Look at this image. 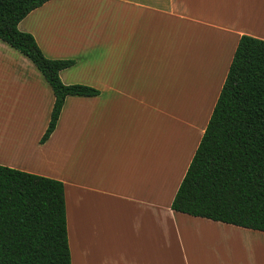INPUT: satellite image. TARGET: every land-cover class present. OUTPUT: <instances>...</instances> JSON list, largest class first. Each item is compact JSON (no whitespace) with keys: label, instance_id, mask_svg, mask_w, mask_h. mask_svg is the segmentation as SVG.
I'll list each match as a JSON object with an SVG mask.
<instances>
[{"label":"crops","instance_id":"0c3cea01","mask_svg":"<svg viewBox=\"0 0 264 264\" xmlns=\"http://www.w3.org/2000/svg\"><path fill=\"white\" fill-rule=\"evenodd\" d=\"M18 28L46 57L75 60L63 83L99 91L67 96L41 143L53 92L0 39V164L63 182L70 264H174L189 225L264 240L171 209L240 36L264 40V0H49ZM206 61L209 107L178 91Z\"/></svg>","mask_w":264,"mask_h":264},{"label":"trees","instance_id":"16d2710c","mask_svg":"<svg viewBox=\"0 0 264 264\" xmlns=\"http://www.w3.org/2000/svg\"><path fill=\"white\" fill-rule=\"evenodd\" d=\"M49 0H0V39L41 72L54 101L44 142L65 98L95 96L59 72L74 59L48 58L34 36L18 28ZM171 209L264 232V40L240 36L226 77ZM0 264H70L62 181L0 164Z\"/></svg>","mask_w":264,"mask_h":264},{"label":"rangeland","instance_id":"374dc122","mask_svg":"<svg viewBox=\"0 0 264 264\" xmlns=\"http://www.w3.org/2000/svg\"><path fill=\"white\" fill-rule=\"evenodd\" d=\"M212 66V62L206 61L196 71L192 69L189 81L184 80L183 86L178 89L182 91L180 95H184V98L186 93L192 98L203 95L206 104ZM209 102L211 101L208 100L207 107ZM62 123H72V119ZM195 229L191 225L181 227V241L186 248L185 256L176 251L178 246L175 244L174 264H264V240H246L243 236L226 230H220L222 233H219L205 224H202L197 232Z\"/></svg>","mask_w":264,"mask_h":264}]
</instances>
